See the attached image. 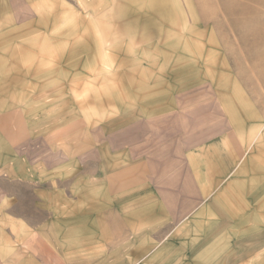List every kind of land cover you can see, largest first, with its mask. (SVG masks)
<instances>
[{"label":"rangeland","instance_id":"rangeland-1","mask_svg":"<svg viewBox=\"0 0 264 264\" xmlns=\"http://www.w3.org/2000/svg\"><path fill=\"white\" fill-rule=\"evenodd\" d=\"M0 264H264V0H0Z\"/></svg>","mask_w":264,"mask_h":264}]
</instances>
